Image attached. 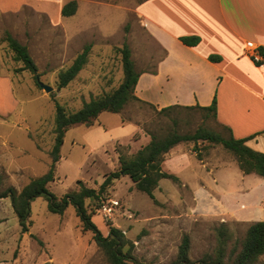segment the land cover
<instances>
[{"label": "rangeland", "instance_id": "1", "mask_svg": "<svg viewBox=\"0 0 264 264\" xmlns=\"http://www.w3.org/2000/svg\"><path fill=\"white\" fill-rule=\"evenodd\" d=\"M88 2L78 10V25L71 24L80 30L77 33L65 34L63 28L50 27L29 8L0 16V73L9 77L12 91V97L5 98L0 90V190L9 186L19 190L31 178L47 171L55 103L74 111L91 96L116 87L123 77L119 47L124 43L129 46L139 69L152 67L158 58L157 46L135 12L136 0ZM4 31L27 46L36 65L35 73L19 70L22 63L12 59L6 42L1 40ZM88 43L86 63L66 86L57 87V71L68 66ZM36 74L39 81L51 86L50 91L39 85ZM10 100L13 102L7 107ZM159 109L129 101L120 112L99 113L91 125L69 126L55 164V178L48 185L50 191L61 196L77 190L79 180L97 189L104 174L118 167L119 153L135 152L130 144L141 133L150 138L148 132L159 136L170 129L192 132L202 125L227 135L211 113L182 108L167 113ZM126 119L139 125L129 140L116 143L115 151L110 150L108 155L91 149L94 138L88 133L93 128L90 126L95 128L101 123L112 128ZM84 131L90 144L85 142ZM180 145L188 153L187 163L172 173L179 181L160 180V186L153 191L156 201L137 190L127 175H121L104 199L118 203L110 216H104L100 205L92 202L97 206L92 221L100 231L106 235L108 223L120 228L133 242L134 256L147 263H170L183 234L189 236L192 259L212 253L216 230L222 227L231 232L229 251L251 222L264 220V197L258 195L261 188L264 191L263 177L243 174L232 153L221 144L199 140L195 145ZM30 210L32 224L22 233L10 199L0 198V264H110L92 233L81 230L72 206L63 214L51 213L47 199L40 195L30 201ZM263 260L264 253L259 257V261Z\"/></svg>", "mask_w": 264, "mask_h": 264}, {"label": "crops", "instance_id": "2", "mask_svg": "<svg viewBox=\"0 0 264 264\" xmlns=\"http://www.w3.org/2000/svg\"><path fill=\"white\" fill-rule=\"evenodd\" d=\"M67 1L0 0V16L29 8L50 27L63 28L65 34L77 33L80 30L71 24L78 25L81 4L91 0H76V12L63 16L60 10ZM135 12L159 55L152 67H135L139 75L134 94L157 108L207 106L215 98L216 123L233 137L246 138L247 146L264 152V61H253L246 47L250 41L264 50V0H136ZM183 36L198 40L187 45L180 40ZM211 55L217 60L209 59ZM0 90L3 97H12L11 81L1 73ZM12 102L8 101L7 107ZM90 127L88 133L94 138L91 149L106 155L115 151L116 143L129 140L139 130V125L128 119L112 128L101 123ZM83 134L90 144L85 131ZM148 141L141 133L130 145L137 150ZM187 156L183 146L176 144L165 153L161 167L177 173L187 163ZM258 193L264 197L262 188Z\"/></svg>", "mask_w": 264, "mask_h": 264}, {"label": "trees", "instance_id": "3", "mask_svg": "<svg viewBox=\"0 0 264 264\" xmlns=\"http://www.w3.org/2000/svg\"><path fill=\"white\" fill-rule=\"evenodd\" d=\"M76 9L77 1L69 0L62 5L60 12L63 16H71L76 12ZM1 40L6 42L12 53V59L22 63L19 70L26 69L32 73L36 72V65L25 44L19 42L9 31H4ZM180 40L187 45H195L198 37L183 36L180 37ZM89 49L90 44H85L68 66L57 71V87L66 86L75 78L87 61ZM259 50L264 56V50L262 48ZM118 51L121 55L123 72L121 82L108 91L91 96L74 111H67L56 102L54 138L48 151L50 164L47 171L31 178L19 190L12 186L1 189L0 198L8 197L10 199L11 207L17 217L22 233L27 232L32 224L30 201L43 195L47 199V210L51 213L63 214L68 206L73 207L75 215L79 219L81 230L92 233L94 242L101 248L110 264H151L134 256L132 253L133 242L125 236L120 228L108 223V232L104 235L92 221L94 211L97 209V206L92 202L94 201L96 205L104 202L108 195V189L115 179L121 175H127L137 190L146 193L153 201H156L153 191L157 188L160 179L169 178L179 181L176 175L164 171L161 167L165 153L176 144L193 142L195 145L199 140L221 144L232 153L238 168L244 174L254 173L261 177H264V152L247 146L245 144L246 138H235L226 128H223V130L226 131L227 135L202 125H199L192 132H178L175 129H170L161 136L148 132L149 141L134 153L118 154V167L104 174L103 180L97 189L87 187L79 180L77 190L65 192L61 196L55 195L50 191L48 185L55 178V164L60 158L59 151L67 128L77 123L91 125L99 113L103 111L120 112L129 101L144 102L134 94V86L139 72L131 58L129 46L124 43L118 48ZM217 58L214 55L209 56V59L213 61ZM179 108L200 110L205 114L211 113L214 119L216 117L215 98L207 106L173 104L161 107L159 111L169 113ZM230 233L225 227L217 229L216 245L213 252L206 253L197 259H192L189 256V236L183 234L176 257L168 264H264V260L259 261V257L264 253V220L251 222L244 235L238 241H235L228 251L227 243L231 236ZM30 235L34 237L33 234ZM40 264L53 263L44 261Z\"/></svg>", "mask_w": 264, "mask_h": 264}, {"label": "built area", "instance_id": "4", "mask_svg": "<svg viewBox=\"0 0 264 264\" xmlns=\"http://www.w3.org/2000/svg\"><path fill=\"white\" fill-rule=\"evenodd\" d=\"M246 47L248 50H250L249 55L251 56L253 61L259 62V63L264 61V57L261 54L260 50L252 42L247 41ZM113 202L114 200L112 202H102L100 204L99 210L104 216H110L112 214L114 210L113 208L118 204L117 202H114V203Z\"/></svg>", "mask_w": 264, "mask_h": 264}, {"label": "water", "instance_id": "5", "mask_svg": "<svg viewBox=\"0 0 264 264\" xmlns=\"http://www.w3.org/2000/svg\"><path fill=\"white\" fill-rule=\"evenodd\" d=\"M36 80L38 81L39 85L41 87H43L46 91H50L51 90V86L44 84L43 82L39 81L38 76L36 75Z\"/></svg>", "mask_w": 264, "mask_h": 264}]
</instances>
